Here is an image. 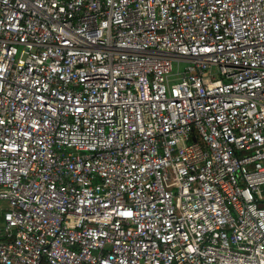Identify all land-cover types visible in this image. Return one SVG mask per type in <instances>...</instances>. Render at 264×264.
Returning <instances> with one entry per match:
<instances>
[{
    "label": "built area",
    "instance_id": "2783aa9c",
    "mask_svg": "<svg viewBox=\"0 0 264 264\" xmlns=\"http://www.w3.org/2000/svg\"><path fill=\"white\" fill-rule=\"evenodd\" d=\"M0 264H264V0H0Z\"/></svg>",
    "mask_w": 264,
    "mask_h": 264
},
{
    "label": "rangeland",
    "instance_id": "374dc122",
    "mask_svg": "<svg viewBox=\"0 0 264 264\" xmlns=\"http://www.w3.org/2000/svg\"><path fill=\"white\" fill-rule=\"evenodd\" d=\"M183 67V65L179 66V70H181ZM177 68H176V64L173 65V73L176 72Z\"/></svg>",
    "mask_w": 264,
    "mask_h": 264
}]
</instances>
